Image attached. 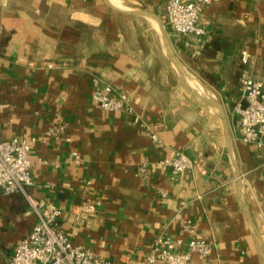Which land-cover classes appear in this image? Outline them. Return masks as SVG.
Instances as JSON below:
<instances>
[{
    "label": "crops",
    "instance_id": "0c3cea01",
    "mask_svg": "<svg viewBox=\"0 0 264 264\" xmlns=\"http://www.w3.org/2000/svg\"><path fill=\"white\" fill-rule=\"evenodd\" d=\"M165 2L0 0V138L33 140L30 193L108 264H143L159 236L186 250V224L213 246L197 264H264V139L241 142L233 110L245 78L264 83V0L206 6L200 39L168 28ZM93 79L131 113L102 111ZM176 153L190 170L160 165ZM35 224L0 189V264Z\"/></svg>",
    "mask_w": 264,
    "mask_h": 264
},
{
    "label": "built area",
    "instance_id": "2783aa9c",
    "mask_svg": "<svg viewBox=\"0 0 264 264\" xmlns=\"http://www.w3.org/2000/svg\"><path fill=\"white\" fill-rule=\"evenodd\" d=\"M219 0H166L165 21L168 28L179 36H205L204 28L199 24L203 9ZM92 99L107 113H131L127 97L110 84L92 80ZM237 115L238 138L241 142L259 146L264 139V83L245 78L240 87V101L234 107ZM152 141L157 142L155 133L148 132ZM30 140H2L0 138V189L5 196L21 195L29 211L36 217V224L30 234L14 248L10 264H108L98 259L92 250L70 242L57 221L61 211L53 204L38 200L30 193L33 181L30 175ZM187 156L176 153L171 160L160 162L163 168H171L174 173H183L193 166ZM145 170H140V176ZM87 216H93L94 206H82ZM190 233L187 249L182 250L181 240H172L165 236L155 239L145 254L143 264H197L193 256L205 260L213 246L200 234L184 225Z\"/></svg>",
    "mask_w": 264,
    "mask_h": 264
},
{
    "label": "water",
    "instance_id": "95a60500",
    "mask_svg": "<svg viewBox=\"0 0 264 264\" xmlns=\"http://www.w3.org/2000/svg\"><path fill=\"white\" fill-rule=\"evenodd\" d=\"M181 80V84H182V87L188 91L190 94L194 95V96H197V97H200L198 94L194 93L192 90H190V88L186 85V83L183 81V79H180Z\"/></svg>",
    "mask_w": 264,
    "mask_h": 264
},
{
    "label": "rangeland",
    "instance_id": "374dc122",
    "mask_svg": "<svg viewBox=\"0 0 264 264\" xmlns=\"http://www.w3.org/2000/svg\"><path fill=\"white\" fill-rule=\"evenodd\" d=\"M192 83H194V85H196V84H197V83H196V82H194V81H193Z\"/></svg>",
    "mask_w": 264,
    "mask_h": 264
}]
</instances>
